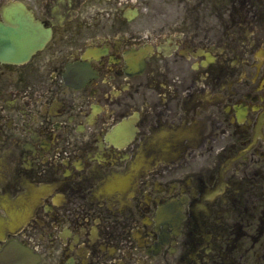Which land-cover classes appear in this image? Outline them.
Returning a JSON list of instances; mask_svg holds the SVG:
<instances>
[{
    "label": "flooded vegetation",
    "instance_id": "obj_1",
    "mask_svg": "<svg viewBox=\"0 0 264 264\" xmlns=\"http://www.w3.org/2000/svg\"><path fill=\"white\" fill-rule=\"evenodd\" d=\"M13 3L0 264H264V0Z\"/></svg>",
    "mask_w": 264,
    "mask_h": 264
},
{
    "label": "bare ground",
    "instance_id": "obj_2",
    "mask_svg": "<svg viewBox=\"0 0 264 264\" xmlns=\"http://www.w3.org/2000/svg\"><path fill=\"white\" fill-rule=\"evenodd\" d=\"M140 149H141V148H140ZM140 151H141V150H140ZM143 151L145 152V150H143ZM143 156H144V155H142L141 152H140L138 155H136V157H135V161H134V163L132 164V167H131L130 169H127V170L124 171L123 175H125L129 181H131V179L135 178L136 176H139V175H138V168H137V166H136V165H137V163H136V159H137L138 157H143ZM162 157H163V155H162ZM128 168H129V166H128Z\"/></svg>",
    "mask_w": 264,
    "mask_h": 264
}]
</instances>
